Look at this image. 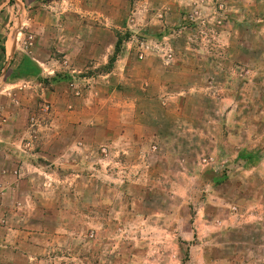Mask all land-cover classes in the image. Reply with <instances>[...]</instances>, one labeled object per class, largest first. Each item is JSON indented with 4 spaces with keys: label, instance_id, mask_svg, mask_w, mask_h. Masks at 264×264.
I'll return each instance as SVG.
<instances>
[{
    "label": "rangeland",
    "instance_id": "rangeland-1",
    "mask_svg": "<svg viewBox=\"0 0 264 264\" xmlns=\"http://www.w3.org/2000/svg\"><path fill=\"white\" fill-rule=\"evenodd\" d=\"M43 1L51 2L39 0ZM160 1L105 0L115 7L116 14L109 17L118 26L107 61L85 67L80 63L76 70L62 57L51 73L32 60L35 37L28 16L20 13L21 1L0 0V31L19 38L9 66L11 86L38 83L45 89L41 98L36 97L37 108L28 113L25 148L43 133L52 136L48 124L54 113L46 90L60 83L76 102L89 99L83 110L75 107L74 151L68 157L60 154L53 163L41 161L42 173H34L38 213L44 214L41 234H56L52 242L43 240L47 251L38 262L264 264V0H197L174 22L172 18L175 31L201 26L196 33L204 43L202 52H208L213 30L226 28L229 7L248 10L250 30L239 31L240 42L236 36L229 49L221 45V51L229 50L242 67L234 72L226 58L220 59L216 72L204 65L198 83L204 87L203 105L194 104L193 97L188 100L198 106L184 118L186 124L198 126L197 134L186 131L188 141L167 144L170 151L163 157L147 144H140L134 156L129 144L105 142L106 137L121 135L116 112H108L109 130L103 118L107 115L96 106L102 95L109 94L110 83L118 80L113 75L118 57L142 61L153 56L170 66L176 55L163 40L169 16ZM60 4L67 8L69 0ZM33 6L37 3L29 1L27 7ZM179 35L178 51L184 40ZM42 72L47 76L41 77ZM13 96L21 100L18 94ZM43 123L48 127H39ZM58 149L62 152L67 146L61 142ZM174 149L182 153L177 156Z\"/></svg>",
    "mask_w": 264,
    "mask_h": 264
},
{
    "label": "crops",
    "instance_id": "crops-1",
    "mask_svg": "<svg viewBox=\"0 0 264 264\" xmlns=\"http://www.w3.org/2000/svg\"><path fill=\"white\" fill-rule=\"evenodd\" d=\"M20 1L23 4L20 13L28 16L27 20L33 27L35 58L32 60L42 68L54 73V69L58 68V60L62 57L67 58L72 69L76 70L81 64L85 67V64L90 65L93 61L101 64L107 61L109 48L115 42L114 33L118 30L113 18L109 17L116 14L114 6H109L105 0H69V7L59 8L60 0H51L50 3L23 0L26 3L24 7L23 1ZM29 1L31 4L36 2L37 6L27 7ZM196 2L197 0L160 1L169 16L168 27L163 29V40L176 53L170 66H165L153 56L142 61L118 57L115 64L117 70L113 71L115 80H118L110 83L112 87L107 91L109 94L102 95L96 105L100 108L99 111L107 115L103 118L107 120L106 127L109 130L111 123L108 112L113 111L117 115V134L121 135L118 138L106 137L107 145L115 140L122 145L129 144L136 156L140 144H147L148 147L159 150V155L163 157L170 151L166 148L167 144L188 141L184 136L186 131H194L195 134L198 132V126L186 124L184 115L189 109L196 112L198 105L194 104L203 105L204 87L198 84L203 77V66L208 64L216 72L221 64L220 59L226 58L228 68L234 72L242 67L240 62H235L229 50L226 53L221 51V45H226L229 49L236 42L239 31L250 30L251 25L246 19L248 10L229 7L226 28L217 32L213 30L215 39L209 42V51L202 52L204 43L196 33L201 26H184L178 31L173 29V22L180 11ZM238 18L246 19L247 22L237 24ZM179 34L182 39L186 38L180 51L176 50L175 45ZM18 40L11 31H0V264H43L42 261L38 262V256L47 251L42 242L45 238L52 242L56 234H41L39 223L44 220V214L43 210L38 213L34 173H42L39 169L42 162L53 163L60 154L68 157L70 151H74V129L77 122L75 107L83 110L88 106L89 99L84 97L76 102L77 99L70 95L69 89L60 83L54 84L51 90H46L51 96L48 99L54 113L53 121L47 124L53 127V133L51 137L43 133L35 142L27 144V148L28 145L39 147L37 151H28L25 148V139H28L25 136L30 131L27 116L34 106L37 108L36 97L41 98L45 89L39 87L38 83L34 86H11L9 75H12V71L9 66L19 49ZM43 72L41 77L47 76ZM110 80L111 78L98 81L107 83ZM13 94H18L21 100ZM23 95L29 98L25 100ZM192 97L194 104L188 102ZM141 121L144 123L140 124ZM39 127L48 126L43 123ZM202 133L201 130L200 134ZM61 142L67 146L62 152L58 149ZM174 153L179 156L182 151L174 149ZM69 166L70 163L67 162V167Z\"/></svg>",
    "mask_w": 264,
    "mask_h": 264
}]
</instances>
